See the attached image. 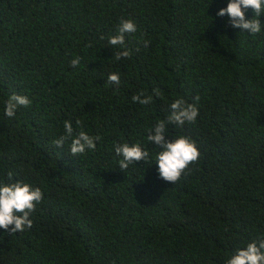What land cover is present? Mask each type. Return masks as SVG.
<instances>
[{"label": "trees", "instance_id": "16d2710c", "mask_svg": "<svg viewBox=\"0 0 264 264\" xmlns=\"http://www.w3.org/2000/svg\"><path fill=\"white\" fill-rule=\"evenodd\" d=\"M227 4L0 0V182L43 193L31 228H0V264H226L264 239V13L252 35L217 15ZM121 18L136 31L125 33L131 55L116 59L123 48L108 41ZM141 91L149 104L132 100ZM14 94L31 104L8 117ZM180 98L198 116L166 124V137H190L200 157L171 184L147 137ZM65 121L74 136L98 134L96 149L72 155L74 137L55 146ZM123 143L149 160L122 170Z\"/></svg>", "mask_w": 264, "mask_h": 264}, {"label": "clouds", "instance_id": "9594fccd", "mask_svg": "<svg viewBox=\"0 0 264 264\" xmlns=\"http://www.w3.org/2000/svg\"><path fill=\"white\" fill-rule=\"evenodd\" d=\"M248 8L254 10L255 16L247 19L245 12ZM264 13V0H228L227 7L218 10V16L227 15L230 25L233 28H240L249 34L255 35L261 32L260 15ZM136 25L132 19L121 18L118 28V34L109 38L108 43L112 46H121L123 51L115 53L116 59L129 57L131 52L124 47L125 33H134ZM147 46V41L144 42ZM80 63V58L76 57L71 61V66L76 67ZM108 82L119 84L120 77L117 73L108 75ZM154 93L160 95L159 89H153ZM197 102L199 97L194 98ZM134 102L142 105L149 104L151 96H146L143 91L132 97ZM31 100L26 95L14 94L5 102V114L13 117L18 106H29ZM171 112L166 120L158 121L154 126V131H150L147 139L153 142L161 150L155 155V164L158 165L159 177L165 182L175 184L181 176L189 170V165L195 164L200 157V152L196 142L188 136L179 135L174 139L166 137V124L174 123L182 126L185 122L194 123L198 116V107L193 103H185L180 98L176 99L170 105ZM77 126L81 121H76ZM65 135L56 139L53 143L55 146L62 147L64 141L69 137L71 139L70 153L72 155L83 154L87 150L96 149V141L101 137L97 134L91 136L85 131H80L74 136L73 125L71 121H65ZM117 156H121L119 166L122 170L127 169L130 164L138 161H148L149 153L144 150L139 143L129 145L128 143L117 144L115 146ZM11 180L12 173H8ZM43 199L41 188L33 187L31 184L17 180L12 183L0 182V228L9 233L22 232L25 228H31L33 221L30 215L35 211L38 203ZM264 239L259 243L256 241L249 242L245 248L238 249L231 256L226 264H264Z\"/></svg>", "mask_w": 264, "mask_h": 264}]
</instances>
